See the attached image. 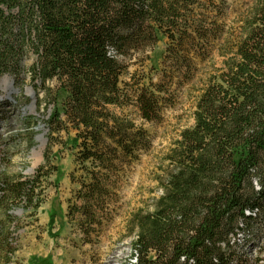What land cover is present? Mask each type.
<instances>
[{
	"label": "trees",
	"instance_id": "trees-1",
	"mask_svg": "<svg viewBox=\"0 0 264 264\" xmlns=\"http://www.w3.org/2000/svg\"><path fill=\"white\" fill-rule=\"evenodd\" d=\"M220 4L0 0V76L27 79L42 94L39 105L53 106L43 121L42 163L30 176L0 173V264H12L17 249L9 210L35 212L56 186L49 153L57 146H68L75 162L64 215H77L82 242L99 237L116 214L127 169L149 143L143 126L114 108L159 122L220 38ZM160 42L153 62L147 52ZM221 55V66L201 79L192 125L165 155L161 194L151 210L131 213L133 264H264L263 249L246 257L264 239V230L252 231L264 223V0H255ZM135 63L147 71L126 81Z\"/></svg>",
	"mask_w": 264,
	"mask_h": 264
},
{
	"label": "rangeland",
	"instance_id": "rangeland-1",
	"mask_svg": "<svg viewBox=\"0 0 264 264\" xmlns=\"http://www.w3.org/2000/svg\"><path fill=\"white\" fill-rule=\"evenodd\" d=\"M254 2L221 0L222 8L216 17L221 28L220 38L213 41L209 56L203 63H198V67L203 68L193 85L175 91L174 104L163 108L159 122L142 121L129 106L114 108L117 113L143 126L149 143L138 160L127 169L115 204L116 214L111 215V219L101 227L95 241L82 242L84 231L77 215H64L67 199L74 189L69 178L75 166L73 151L68 146L52 148L49 158L57 172L51 181L56 186L45 189L44 202L35 212H24L18 206L9 210L13 217L10 230L16 236L14 245L17 248L12 264H31L32 258L44 260V264H133L131 243L135 236L130 233L131 213L137 209L151 210L153 201L161 194L158 181L167 165L165 155L180 131L193 123L195 97L201 79H204V73L221 66L224 47L238 37L241 22ZM161 47L160 42L147 52L149 60L158 61ZM29 60V56L26 57V63ZM146 71L147 68L142 69L138 63L130 64L123 79L128 81L131 75L137 77ZM27 81L22 78L16 80L7 74L0 76V173L30 176L43 160L46 145L43 121L53 106H40L42 94L36 96ZM252 227L256 233L264 230V223ZM258 241L259 248L248 247L247 258L254 260V252L259 253V249H263L259 257L264 258V239ZM246 264H249L247 260ZM258 264L263 263L260 261Z\"/></svg>",
	"mask_w": 264,
	"mask_h": 264
},
{
	"label": "bare ground",
	"instance_id": "bare-ground-1",
	"mask_svg": "<svg viewBox=\"0 0 264 264\" xmlns=\"http://www.w3.org/2000/svg\"><path fill=\"white\" fill-rule=\"evenodd\" d=\"M0 92H1V90H0ZM259 250H260V249H259ZM254 251H255V249H254ZM254 254H255V256H256L257 252L255 251ZM255 256H254V257H255ZM262 258H263V257H262Z\"/></svg>",
	"mask_w": 264,
	"mask_h": 264
},
{
	"label": "built area",
	"instance_id": "built-area-1",
	"mask_svg": "<svg viewBox=\"0 0 264 264\" xmlns=\"http://www.w3.org/2000/svg\"><path fill=\"white\" fill-rule=\"evenodd\" d=\"M258 253V252H257Z\"/></svg>",
	"mask_w": 264,
	"mask_h": 264
}]
</instances>
